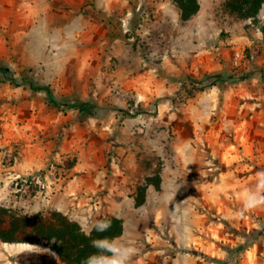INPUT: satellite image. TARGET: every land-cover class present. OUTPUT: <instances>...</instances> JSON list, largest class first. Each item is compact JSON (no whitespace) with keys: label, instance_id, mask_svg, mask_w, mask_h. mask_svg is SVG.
<instances>
[{"label":"rangeland","instance_id":"374dc122","mask_svg":"<svg viewBox=\"0 0 264 264\" xmlns=\"http://www.w3.org/2000/svg\"><path fill=\"white\" fill-rule=\"evenodd\" d=\"M198 2L0 0V206L123 219L99 264H264V0Z\"/></svg>","mask_w":264,"mask_h":264},{"label":"trees","instance_id":"16d2710c","mask_svg":"<svg viewBox=\"0 0 264 264\" xmlns=\"http://www.w3.org/2000/svg\"><path fill=\"white\" fill-rule=\"evenodd\" d=\"M176 2L182 11L184 19L191 18L200 10L198 0H176ZM0 72H3L2 66H0ZM31 87L34 90L45 91L51 104L55 106L62 104L54 98L49 86L37 87L31 84ZM64 105L73 109L84 108V105L79 100L65 102ZM75 161L71 163L69 170L76 165ZM155 184L160 187V176H158ZM145 201L146 197L143 191L140 198L136 199V204L142 205ZM12 213V209L0 206V239L2 241L10 243H39L44 241L58 255L59 259L66 264H88L90 258H96L99 263L102 262L107 256L112 254L114 240L124 232L123 219L115 216L98 220L111 221V227L108 230L104 232L97 231L94 227L97 221L92 230L87 233L79 222L62 213L55 212L54 221L44 220L40 214L30 218L18 217ZM99 240L105 241V244L103 246H94L93 241ZM222 264L228 263L225 261Z\"/></svg>","mask_w":264,"mask_h":264},{"label":"clouds","instance_id":"9594fccd","mask_svg":"<svg viewBox=\"0 0 264 264\" xmlns=\"http://www.w3.org/2000/svg\"><path fill=\"white\" fill-rule=\"evenodd\" d=\"M94 227L97 231L104 232L111 227V221L100 220L95 224ZM104 244H105V241L103 240L93 241L94 246H103ZM88 264H99V261L96 258H90L88 261ZM108 264H124V261L123 260H111L108 262Z\"/></svg>","mask_w":264,"mask_h":264},{"label":"crops","instance_id":"0c3cea01","mask_svg":"<svg viewBox=\"0 0 264 264\" xmlns=\"http://www.w3.org/2000/svg\"><path fill=\"white\" fill-rule=\"evenodd\" d=\"M74 169H75V166H74L72 169H70V171H71V170H74ZM80 189H81V188H80ZM62 194L65 195V194H68V192H64V193L62 192ZM128 200L130 201V200H131V197H128Z\"/></svg>","mask_w":264,"mask_h":264}]
</instances>
